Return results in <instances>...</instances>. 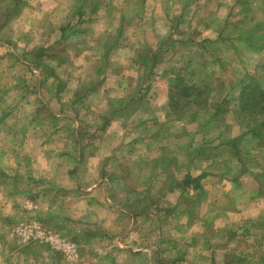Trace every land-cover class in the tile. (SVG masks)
Wrapping results in <instances>:
<instances>
[{
  "label": "rangeland",
  "instance_id": "1",
  "mask_svg": "<svg viewBox=\"0 0 264 264\" xmlns=\"http://www.w3.org/2000/svg\"><path fill=\"white\" fill-rule=\"evenodd\" d=\"M25 1L0 0V264L8 260L6 249L35 245L42 247L36 250L42 264H89L94 253L99 264H264V126L262 138L230 143L259 126L258 117L241 114L239 106L251 75L264 87V1L83 0L76 6L89 12L82 23L66 24L60 15L35 10L33 30L12 37L5 29L26 13ZM94 6L100 7L96 14ZM84 24L87 29L74 37L70 31ZM122 37L131 54V44L138 46L132 61L108 55L111 42ZM69 41L84 42L90 62L83 54L82 62L80 56L73 62ZM177 76L202 85L207 105L174 112L170 84ZM116 86L119 91L111 94ZM126 100L127 113L121 103ZM217 103L228 112L219 114ZM178 105V111L186 107ZM112 119L124 122L120 135L133 141L130 151L138 158L128 160L129 148L121 146L100 162L105 173L98 176L114 205L102 213L103 225L77 222L87 228L77 237L76 223L66 218V183L74 184L66 167H90L96 160L84 165L83 152L79 159L66 158V136L93 141ZM159 138L165 144L162 164L145 158ZM142 167L160 170L164 183L148 187L154 174L142 173L129 178L131 186H141L134 190L111 189L105 181H125V168ZM132 217L136 231L126 243ZM37 231L54 240L33 237ZM59 241L70 244L75 257Z\"/></svg>",
  "mask_w": 264,
  "mask_h": 264
},
{
  "label": "crops",
  "instance_id": "2",
  "mask_svg": "<svg viewBox=\"0 0 264 264\" xmlns=\"http://www.w3.org/2000/svg\"><path fill=\"white\" fill-rule=\"evenodd\" d=\"M83 0H26L25 2H27V6L25 8L26 13L23 11L22 14L20 15V17L18 19H16L12 24H10L8 27H6L5 30H9L10 34L12 35V37H20L21 35H23L25 32H28L29 30H33L32 26L35 24V22L37 21V19L35 18V16L33 15V12L35 10H39L36 15H43V16H48V15H52L54 14V16H58L60 15L63 19V21L66 19V24L70 23L72 21H74L76 24L77 23H82L83 21H85V17L87 16V13L89 14V12H86L84 7L83 9L80 7H76L78 5V3H81ZM87 2V0H84ZM52 7L53 10H49V7ZM100 7L94 6L91 9V13L92 14H96L98 12ZM49 10V11H48ZM83 11V15L84 18H82L80 16V12ZM28 13V14H27ZM220 15V12L216 11V15ZM78 15V17H76ZM109 17H111L109 14H107ZM75 19H77V21H75ZM94 23L95 25L98 23L97 20V15H94ZM78 20H81V22H78ZM40 20H38L39 22ZM50 21H52V23L55 24L54 20H52V18L50 19ZM72 23V25H74L75 23ZM90 25V23H89ZM101 28V26H100ZM108 28V23L106 24V29ZM78 29V30H76ZM86 25L84 24L82 27H74L72 31L70 32H75V36L74 37H78V34L80 33L79 31H85ZM105 30V28H102V31ZM11 31L13 33H11ZM16 33V34H15ZM26 35H24L23 37H25ZM71 37V36H69ZM120 39V38H119ZM116 40V41H112L111 43L113 45H115V47H113L112 49L110 48V51H108V55L111 58V55H113V57L116 56V60H117V55L119 53H121V55L123 56V58L125 59V61H132V57L137 55V52H139L136 47V44L134 42V44H131L133 47V51L131 54V48L128 46L127 41L124 42L123 39H125V37H122L121 40ZM84 43V42H83ZM80 43L78 46L75 45L74 41H69L67 44V52L69 53V55L72 56L73 58V62L76 61L77 56H80L78 58V60L80 62L83 61L82 58V54L85 57L84 61L90 62V58H88L89 52L86 51V46ZM118 43H121V45H119ZM104 53H106V51H104L102 53V50L100 51V59L102 60V56L105 55ZM114 53V54H113ZM38 60H40L38 58ZM110 61H114L113 59H110ZM115 62V61H114ZM21 65V64H20ZM109 78H114V79H118L119 77L117 75H112V74H108ZM130 77L132 76H125V75H120V78L126 79L127 81L130 80ZM132 78H135L134 76ZM118 86V84H117ZM115 87V90L113 89V87L109 88L112 90L111 94H115V92L119 91V87ZM107 88H105L104 94L106 95L109 91H106ZM1 91V90H0ZM94 93L97 94L96 90L94 89ZM123 92V90H122ZM110 94V95H111ZM115 98V97H114ZM117 99H112L109 102L115 101ZM122 110H124L126 113L128 112V110L130 109V105H128V101H122ZM111 105V104H110ZM82 106V105H81ZM111 107H113V105H111ZM153 108V107H151ZM112 119L111 122H109V125L107 127V130L104 131V133L102 132L99 136H96L94 138V140L91 141H87V139H84L82 137V134H79V136H77V134H73L74 137H70L68 134L66 136V158H70L72 157L71 154H73L76 158H78L79 156L81 157V152H83V154L85 155V159H84V165L87 162V159H95L96 162L94 164V166H82V167H76V168H69L66 167V177L68 178H73L74 184H68L66 183V212H68V214H66V218L69 217L71 220H73L76 223V228L75 225H73V229H75V234L77 235V237H83L85 234L84 232L87 231V228L85 227V230H81L80 224L81 222H84L86 224V222H89L90 224H88L89 227H96L97 225H103L104 222H102V213L105 214L106 216V210L105 208L109 207V206H113L114 204L111 203L107 198H106V183L104 182V179H102V177L99 178L98 175H101L102 173H105L103 171V168L100 167V162L103 159H106L107 157H109L110 155H112V153L114 151H118L120 150V147L123 146L124 149H126L127 147L129 148L128 152L126 153V156L128 158V160H135V158H138L137 156H134V150H131V146H133V141H129V140H125L124 141V136L120 135V127H122V125L124 124V122H122L120 124V122L116 121ZM157 123V122H155ZM77 124V123H76ZM81 125V124H80ZM79 126H77L78 128ZM82 132V130H81ZM69 133V132H68ZM123 134V133H122ZM80 137V138H79ZM84 140H83V139ZM72 139V142H70V140ZM84 141V142H83ZM71 143V144H70ZM79 143V144H78ZM89 143L92 145L88 146ZM122 143V144H121ZM149 143H151L149 141ZM68 145H72V146H77L78 150L76 149L75 152H70V150L67 149ZM165 144H164V139L163 138H159L157 141V148H155L154 150H149L147 152L148 157L145 158H149L150 160H155L158 164H162V160H164L166 158L165 154H164V148ZM88 148V149H87ZM225 148V147H224ZM192 149V148H191ZM191 152L196 151L197 149L195 148L194 151L191 150ZM80 153V155H79ZM154 153L152 156L151 154ZM83 155V156H84ZM79 159V158H78ZM91 164V163H90ZM110 169V168H108ZM130 170V169H129ZM150 170V171H149ZM146 169V167H142L139 168L138 170H132V171H128L127 168H125V172L123 173V175H125V181L124 179H120V177H115L114 179L110 180V183L108 179H105V181L109 184V187H116V189L119 187L124 188L125 190L129 191V189H138L141 188V186L136 187V186H131L132 184L129 182V178L134 174H141V175H147L150 176L151 174H154L151 178L148 179V181H146L145 183H149L148 187L151 185L150 183H153L155 185H161L162 183H164L165 179H161V171L160 170H154V169H150L149 168ZM195 173V172H193ZM157 175V176H155ZM177 175V174H176ZM192 177H195L194 174H190ZM91 176H94V181L91 182V180L88 181V178L91 179ZM155 179H157V181L155 182ZM202 179V178H201ZM86 180L88 182H86ZM177 183V182H175ZM143 187V186H142ZM146 188V187H143ZM106 200L109 202H106ZM118 208L120 206H117ZM71 208V209H70ZM116 211V210H115ZM161 215V214H160ZM161 218V217H160ZM83 219V220H81ZM79 222V223H77ZM136 221L135 218L133 219L132 217V223L131 225L128 227V231H127V236L131 235L129 237H124L126 238V243H129L130 241H132L134 239V232L136 231L135 225ZM99 231L101 227H97ZM91 235V234H90ZM68 237L71 238V236L67 235ZM121 237H118L117 239L119 240ZM124 238H121L124 239ZM120 244L123 243V241L119 242ZM34 248L31 249H25L24 250H20V249H6L5 252V256L6 259H8L7 261H4L5 264H8L9 262H18L19 264H42L43 263V256L42 254H40L39 252H36V250H39V248L41 249L42 247H39L38 245L33 246ZM132 246H127V250H130ZM93 250V249H92ZM91 250V251H92ZM35 251V252H32ZM134 251V250H133ZM137 252V251H134ZM48 254L50 253H44V257L45 260L49 261V256ZM117 255V252H116ZM81 256L83 257V255L81 254ZM91 261H89V264H99L96 262V253H94V257H91ZM66 264L67 261H66ZM78 264V263H77ZM81 264V263H80Z\"/></svg>",
  "mask_w": 264,
  "mask_h": 264
},
{
  "label": "trees",
  "instance_id": "3",
  "mask_svg": "<svg viewBox=\"0 0 264 264\" xmlns=\"http://www.w3.org/2000/svg\"><path fill=\"white\" fill-rule=\"evenodd\" d=\"M264 1V0H263ZM249 77V76H248ZM171 90H170V97H169V106L174 112H185L189 110L191 104H194V109H199V106H206V97L207 92H205V88L199 86V84H194L193 82L185 79L183 76H177L172 82H171ZM241 88V101L239 106V111L241 114L250 116L251 118L258 117L259 119V126H251L249 128L248 132L242 135L238 139L231 140V144L235 143H242L244 138L246 136L253 135L254 138H262L263 135V126H264V87L262 86V82L255 77L250 76L247 79V82L242 84ZM207 95V96H206ZM183 106H186L182 111H178V104H182ZM222 105H226L228 107V104H230L229 100H223L221 102ZM211 105V104H210ZM214 106L217 107L216 111L220 113L219 114H226L228 111L225 110L219 103L215 104ZM219 114H216L219 115ZM264 139V138H263ZM254 145V144H252ZM233 150L235 151V156L238 158V161L241 163V159L239 158V155L237 153L238 148L236 145L232 146ZM237 148V149H236ZM240 159V160H239ZM242 164V163H241Z\"/></svg>",
  "mask_w": 264,
  "mask_h": 264
},
{
  "label": "built area",
  "instance_id": "4",
  "mask_svg": "<svg viewBox=\"0 0 264 264\" xmlns=\"http://www.w3.org/2000/svg\"><path fill=\"white\" fill-rule=\"evenodd\" d=\"M35 234L36 235H33V237L38 238V237L42 236V238L47 240L46 242H48V241L50 242L51 240H54L52 235H47L45 233H41V232H38V231ZM58 245L62 246L66 250V254H68V257H75L76 251L70 244L65 243L64 241H62V242L59 241Z\"/></svg>",
  "mask_w": 264,
  "mask_h": 264
}]
</instances>
